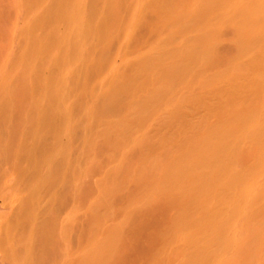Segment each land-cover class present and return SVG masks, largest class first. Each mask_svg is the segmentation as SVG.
<instances>
[{
  "label": "bare ground",
  "instance_id": "bare-ground-1",
  "mask_svg": "<svg viewBox=\"0 0 264 264\" xmlns=\"http://www.w3.org/2000/svg\"><path fill=\"white\" fill-rule=\"evenodd\" d=\"M0 264H264V0H0Z\"/></svg>",
  "mask_w": 264,
  "mask_h": 264
},
{
  "label": "rangeland",
  "instance_id": "rangeland-1",
  "mask_svg": "<svg viewBox=\"0 0 264 264\" xmlns=\"http://www.w3.org/2000/svg\"><path fill=\"white\" fill-rule=\"evenodd\" d=\"M123 1H124V0H123ZM188 1H189V0H188ZM148 8H149V9H147L148 11L146 10L147 14L149 13V11L152 12V11L155 10V9H154V6H152V5H150ZM150 8L153 9V10H150ZM115 10H118V9H115ZM118 11H119V10H118ZM120 12L122 13L123 11H119V13H120ZM146 12L144 13L145 15H146ZM121 13H120V15H118V12H117V13L114 12V14H113L114 16H112V17L110 18V22H108V23L110 24V26H109V24H107V26H108V33H109V34H112V36H115V35H116V38H114V37L112 38V36L110 35L112 41H114L113 39H115L116 42H114V43H117L118 40H119V38L122 37V38H120V41H121V39H125V42H127L128 45L133 44L134 46H133V45H132V46L130 45L129 48H131V50H134V49H136L138 46H140V45L142 44L141 41L139 42V39H140V38H143V35H144V29H143L142 27L140 28L141 25H139V24H140V23H139V24H137L136 29H134L133 31H131V32L129 33V36L124 37L125 35L123 34V32L120 31V23H121V18H122V14H121ZM116 15H117V16H116ZM145 15H144V16H145ZM149 15H150V14H149ZM147 16H148V15H147ZM139 18H140L139 21H141V23H142V21H143V18H144L145 21H147V22L149 21V20H146V19H145L146 16L143 17V15H142V17H139ZM148 19H150V16H148ZM118 20H119V21H118ZM117 21H118V22H117ZM119 22H120V23H119ZM118 23H119V24H118ZM143 23H144V22H143ZM117 25H118V26H117ZM138 25H139V26H138ZM116 27H117V29H116ZM138 27H139V29H142V31H141V30L139 31ZM115 29H116V30H115ZM113 30H114V31H113ZM121 30H122V29H121ZM136 30L138 31L139 34L137 33ZM135 31H136V33L138 34V36L135 35V34H136ZM132 32H133L134 34H131ZM121 34H122V36H121ZM140 34H141V35H140ZM131 35H133V36H131ZM134 35H135V36H134ZM136 36H137V37H136ZM149 36H150V37H149ZM132 37H133V38H132ZM134 37H135V38H134ZM147 37H148V38H147ZM127 38H128V40H126ZM144 38L150 39V42H149V41L147 42V45H149L150 43H152L153 41H155L156 36H155V33H154L153 35H148V36H146V37H144ZM152 38H153V40H152ZM129 39H130V41H129ZM109 40H110V39H109ZM111 40H110V42H111ZM133 40H134V41H133ZM136 41L139 42V44L136 43ZM110 42H108V43H110ZM128 42H130V44H129ZM111 43H112V42H111ZM140 43H141V44H140ZM111 45H112V44H111ZM111 45H110V46H111ZM115 45L117 46V44H113V46H111V47H113L112 51L114 50V46H115ZM145 45H146V44H145ZM145 45H144V46H145ZM110 46H109V47H110ZM136 46H137V47H136ZM144 46H143V47H144ZM107 47H108V46H107ZM109 47H108V48H109ZM147 47H148V46H147ZM133 48H134V49H133ZM138 49H139V48H138ZM131 50H130V51H131ZM108 54H111V53H108ZM133 54H134V53L132 52V56H133ZM106 55H107V54H106ZM132 56H131V57H132ZM134 57H135V54H134L133 58H134ZM244 58H245V57H244ZM244 58H243V59H244ZM102 61H103V60H102ZM209 67H210V65H209ZM95 68H96V67H95ZM95 68H93V69H95ZM130 68H132V67H130ZM126 71H127V70H126ZM126 71H125V73H126ZM128 71H129V70H128ZM92 72H94V71H92ZM112 88H113V87H112ZM195 91H196V90H195ZM111 93H112V92H111ZM123 93L126 94V95H124ZM129 93H130V92H129ZM129 93H126V91H123L121 94H120V93H119V95L117 94L116 99H115L114 101H112V103H114V104L116 105V103H117L118 101L121 100V101H120V104H121V103H124V104H125L124 101L128 100L130 97H131L130 99H134V97L131 96V95L133 94V92L130 93V95L128 96ZM107 95H108V94H107ZM122 95H123L124 98L121 97L122 99H120L119 97L122 96ZM133 95H134V94H133ZM111 96H112V95H111ZM109 97H110V95H108V98H109ZM112 97H113V96H112ZM125 97H126V98H125ZM132 97H133V98H132ZM219 98L222 99L221 101H223V100H227V95L224 94V93H219V94H217V95L214 97L215 100H219ZM118 99H119V100H118ZM130 99L128 100V101H129L128 103L126 102V103H127V106H128V104H129V106H132ZM122 100H123V101H122ZM114 104H112L113 107H114ZM124 104H123V106H124ZM130 104H131V105H130ZM196 104H197V105H196ZM125 105H126V104H125ZM195 105H196V106H198V105H199V106H200V105L202 106L201 109H198V108H200V107L197 108L196 106H194V108H193V109H195V107H196V109H197L198 111H200L201 113H199V112L196 110V111L199 113V114H198L197 112H195V110L192 109L193 112H195V113L191 112L192 110H190V111H189L190 113H188V114H190V115L192 114V116L194 117V120L196 119V121H197V119L200 118L199 116H201V114L204 113V114H203V115H204L203 117L208 116V117H206V118H207V121H211V119H212L213 116H211L212 114H210L209 111H206V110H208V108H207L204 104L202 105L201 103H195ZM116 106H117V105H116ZM121 106H122V104L120 105V107H118V108H120V112H119V110L117 109V107H116V108H115V107H114V108L112 107L113 112L116 111L117 114L120 113V117H121V112H123L122 114H127L128 112H127L126 110L128 109V111H129V106H128V107L126 106L127 108L125 107L126 110H125V108H121ZM109 108H110V107H109ZM130 108H131V111L133 112V108H132V107H130ZM202 108H203V111H204V112L202 111ZM125 111H126V113H124ZM131 111H130V112H131ZM196 113L199 115L198 117H197V115L194 116V114H196ZM205 113H206V114H205ZM113 114H114V113H112V117H115V116H113ZM115 114H116V113H115ZM117 114H116V115H117ZM128 115H131V113H128ZM122 116H123V115H122ZM125 116H126V115H125ZM149 116H150V115H148V117H149ZM153 116L155 117L156 115H153ZM188 116H189V115H188ZM148 117H146V118H148ZM154 117H153V118H154ZM190 117H191V116H190ZM203 117L201 116L202 119H204ZM146 118H145V119H146ZM155 118H157V117H155ZM208 118H209V119H208ZM148 119H149V118H148ZM150 119L153 120L152 117H150ZM150 119L148 120L149 123L151 122L153 125H154V124L157 125L156 123H158V127L153 126V129H154V127H155V129H154V130H153V129H152V130L150 129L151 132H150V131L148 132L149 134H150V133H152V134H153V133H157V136H155L156 134L153 135V136H151V135H152V134H151V135H149V137H150V136H151V137H154V138H155V137H158V135H159L162 131H164L163 129H162V131H160V130H161V126H160V130H158V132H157V129L159 128V123L161 124V123H165V122H164V120H163V122H161L160 119L157 118V120L159 119L160 122L155 121V122H156V123H155L154 121L152 122ZM190 119H191V118H190ZM192 119H193V118H192ZM179 120H180V119H179ZM179 120L177 119V120H175V122L173 121V123H172V120H171V123H170V122L168 123V125L170 124L168 127H170L171 124L173 125V126H171L172 128H170V129L173 130V131H175L174 133H172L173 131H171V130L169 129V133L171 134V135H169V133H167V131H168L167 129H168V128L166 127V128H164V129H165V132H162L161 135H159V138H160V137H161V138H162V137L164 138V137L167 136V135H168V136H167V139H169V138H170V139L174 138V136H176L177 133L179 132L178 130H177V132H176V129H178V127H180V126H178V123H179L178 121H179ZM194 120H192V121L190 120V121H191V122H195ZM145 121H146V120H145ZM165 121H166V120H165ZM168 121H170V120L168 119ZM144 123H146V122H144ZM151 123H150V124L147 123V124H148V127L150 126V128H151V126H152ZM166 123H167V121H166ZM166 123H165V124H166ZM147 124H145V125L147 126ZM143 125H144V124H143ZM161 125H162V124H161ZM187 125H189V126L191 125V126H192V123L188 122ZM187 125H185V126H187ZM140 126H141V125H140ZM140 126H139L138 124H135V127H136V128H138V127H140ZM146 126H145V129H146ZM165 126H167V125H165ZM165 126L162 125V127H165ZM191 126H190V127H191ZM143 127H144V126H143ZM143 127L141 126V129H142ZM188 128H189V127H188ZM133 129H134V128H133ZM145 129H143V130H145ZM147 129H148V128H147ZM147 129H146V130H147ZM135 130H136V129H134L133 131H135ZM143 130H141V131H143ZM148 130H149V129H148ZM170 131H171V132H170ZM135 132H136L137 135H138V132H140V130H139V131L137 130V131H135ZM135 132L132 133V132L130 131V132H129L130 135H128L129 138L126 139L125 142H126L127 144H133V143L135 142V143H136V146L134 145L135 143L133 144V146L137 148V144H138V146H139L138 149H139V148L141 149V148L143 147V144H142V141H141L142 139H137V138L133 139L134 137L137 136ZM144 132H145V131H144ZM131 133H132V134H131ZM166 133H167V134H166ZM145 134H146V133H145ZM162 134H163L164 136H162ZM165 134H166V135H165ZM172 134H176V135H172ZM139 135L144 136V135H142V132H141ZM139 135H138V136H139ZM133 136H134V137H133ZM141 136H139V138H140ZM170 136H171V137H170ZM151 137H150V138H151ZM94 138H95V137H94ZM130 138H131L132 140H131ZM142 138H143V137H142ZM161 138H160V139H161ZM165 138H166V137H165ZM165 138H164V139H165ZM136 139H137L138 141H140V142H138V141L136 142ZM160 139H158V140L156 139V140L159 141ZM133 140H134V142H133V143H130V141H133ZM153 140L156 141L155 139H153ZM141 145H142V147H140ZM126 146H127V145H126ZM129 146H130V145H128L127 148H128ZM131 147H132V146L129 147V150H131ZM134 147H132V148L135 150ZM143 148H144V147H143ZM138 149H137V152H138ZM140 149H139V151H140ZM92 152H94V151L92 150ZM91 154H92V153H91ZM93 155H94V154H93ZM90 157H91V156H90ZM90 157H89V158H90ZM92 158H93V159H91V158H90V159H91V160H94V157H93V156H92ZM115 158H116V157H115ZM135 158H136V157H135ZM135 158H134L133 160H135ZM138 158H139V157H138ZM111 159H113V158H111ZM95 160H97V159L95 158ZM103 160H104V159H103ZM137 160H138V159H137ZM137 160H135L136 162L131 160L130 163L133 164V165L135 164V166H136L137 162H138L140 159H139L138 161H137ZM98 161H99V159H98ZM106 161H107V162L104 161V168H105V166L107 167V164H108L109 161H111V160H109V161L106 160ZM89 162L91 163V164H90V163L88 164V165H90L89 167L92 166V167H91L92 170L90 169V170H91V173H94V174H95L98 170H97L96 168H93V167H94V166L97 167V166L94 165L93 161L91 162V161L89 160ZM96 162H97V161H96ZM100 162L102 163L103 161L100 159ZM132 162H135V163H132ZM87 163H88V161H87ZM101 163H100V164H101ZM110 163H112V162H110ZM110 163H109V166H110V165L112 166L113 163H112V164H110ZM92 164H93L94 166H93ZM102 164H103V163H102ZM105 164H106V165H105ZM131 164H130V165H131ZM133 165H132V166H133ZM133 167H134V166H133ZM98 168H99V167H98ZM104 168L102 169V171H100L101 168H99L100 173H99V171H98V172H97L98 174L96 173L97 175H95V176H98L99 179H100L99 176H102V175L104 174V173H103V174L101 173V172H104V171H105ZM130 168H131V167H130ZM95 169H96L97 171H94ZM103 170H104V171H103ZM107 170L109 171L108 167H107ZM110 170H111V169H110ZM106 173H108V172L105 171V174H106ZM110 173H111V172H110ZM101 174H102V175H101ZM108 174H109V173H108ZM89 175H90V173H89ZM92 175H93V174H92ZM92 175H90V176H88V177H90V178L93 177V178H94L95 176H92ZM106 175H107V174H106ZM106 175H103V176L106 177ZM109 175H110V174H109ZM109 175H108V176H109ZM108 176H107V177H108ZM129 176H130V175H129ZM90 178H88V179H90ZM96 178H97V177H95V179H96ZM128 178H129V177H128ZM61 179H64V177H63V178L61 177ZM84 179H85V177H84ZM88 179H86V180H88ZM91 179H92V178H91ZM130 183H131V181H130ZM130 183H129V184H130ZM132 183H133V182H132ZM129 184H128V186L131 185V184H130V185H129ZM126 189H127V187H126ZM120 216H121V215H120ZM127 227H130V226H127ZM127 227H126V228H127ZM128 229H131V228H127L126 231H128ZM129 232H130V231H129ZM142 233H143V232H142ZM142 233H141V234H142ZM141 234H140V235L138 234V235H139L138 237H142ZM141 240H142V239H141ZM139 241H140V240H139ZM142 241H143V240H142ZM140 246H141V245H140ZM138 247H139V246H138ZM139 249H140V248H138L137 250H139Z\"/></svg>",
  "mask_w": 264,
  "mask_h": 264
}]
</instances>
